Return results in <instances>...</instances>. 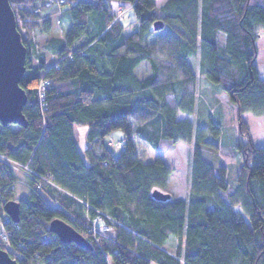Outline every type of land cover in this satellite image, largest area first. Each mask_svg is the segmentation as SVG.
<instances>
[{"label": "trees", "instance_id": "obj_1", "mask_svg": "<svg viewBox=\"0 0 264 264\" xmlns=\"http://www.w3.org/2000/svg\"><path fill=\"white\" fill-rule=\"evenodd\" d=\"M79 1L9 0L27 50L20 81L27 125H0V154L13 163L0 161V216L24 256L17 263L264 264V147L252 143L242 117L264 115V78L255 67L264 0H166L159 6L156 0H116L131 5L134 20L127 24L125 17L115 21L111 0ZM60 7L65 11L58 21L65 17L68 28L57 39L51 37V17ZM28 19L43 54L60 60L45 75L44 61L30 53L31 30L22 24ZM158 19L164 27L154 31ZM192 59L199 75L219 85L237 107L236 151L221 147L226 158L235 153L241 159L231 183L224 164L201 155L202 136L218 135V125L208 118L195 129L176 118L179 111L195 110ZM41 80L49 81L42 98ZM74 125L88 128L87 163L76 147ZM113 131L124 135L117 155L104 142ZM195 136L188 197L155 200L152 192L166 194L172 173L160 154ZM137 139L157 153L152 162L137 156ZM15 168L25 173L29 194L18 200L19 220L11 227L3 206L13 199L8 190L17 184ZM99 214L111 231L97 242L87 227ZM55 219L91 248L57 236L45 239ZM170 237L177 238L174 251L165 248Z\"/></svg>", "mask_w": 264, "mask_h": 264}, {"label": "rangeland", "instance_id": "obj_2", "mask_svg": "<svg viewBox=\"0 0 264 264\" xmlns=\"http://www.w3.org/2000/svg\"><path fill=\"white\" fill-rule=\"evenodd\" d=\"M157 1L159 2L160 0H157ZM117 13L120 14L121 17H125L124 23L126 24L134 20V14L132 10H130V8L124 9L123 11L118 10ZM59 17H60L59 14L51 17V21H52L51 37L53 38L56 37L57 39L58 37H61L64 34V31L68 28L67 19L65 17H61V19L58 21ZM160 36H157V37L159 38ZM157 37H154V40L156 42L155 44L156 50L154 51V53H155V57L159 58L161 56L158 53V49H159L158 46L160 45V43H158L159 40H157ZM224 37H225L224 34L222 33L219 34L218 36L219 44H222L224 42L225 40ZM255 45L257 49V58L255 61V67H256L258 76L260 78H264V70H263L264 69V33H261L259 37H257L255 41ZM195 61H198V60L192 59L191 63H192L195 73L198 74L197 69L195 67ZM144 68H145V64L141 65L140 67L136 69V74L139 77L143 76ZM204 81L210 83L211 85H214L211 82H209L206 78H204ZM204 81L201 79L197 80L195 93L197 94L198 98L201 97V99L206 100V96H207L206 94L208 90L205 89ZM214 86L217 88L218 87L220 88L219 85H214ZM207 99H208V96H207ZM222 101L225 102L223 99ZM230 105L234 106L235 104L233 102H230ZM226 107L227 106L223 104V107L222 108L220 107L221 109L218 108L214 116L212 115L213 117L209 116L208 114L205 115L206 120H208V118L213 119L214 117L217 116L218 111H220L221 112L220 115L222 116V121L217 122V125L220 129L218 135H214L211 131L204 133V135L202 136V139H204L205 143L203 144L200 143V148H201V155L205 160L213 163L214 165L224 164L226 166V168L228 169V181L229 183H231L234 173L236 172L241 159H240V156L238 154L237 156L235 153L234 154L231 153L230 157L226 158L227 154L229 153L226 154L223 148L221 149L222 145L226 144L230 147L232 152L236 151V148H235L236 143L239 140V136L236 130L237 124H238L237 123V107L234 106V109H230ZM242 117H243V120H245L249 126L250 139L252 143L257 146L264 147V115H257L251 112H246L242 115ZM73 132H74V141H75L76 147L79 153L81 154V156L83 157L84 162L87 163L86 157H85V147L87 144L88 128L87 126H84V125H74ZM122 138H123V135L121 131H113L109 136H107L104 142L107 145L109 140H111V142L115 144L117 140L122 139ZM196 138L197 136L193 137L194 144H195ZM242 141L245 142V139H242ZM193 146H192V149H193ZM107 147H109L112 150V152L115 155H117L123 146L119 147L118 149H115L114 145L112 146L107 145ZM175 152L180 153L183 157L185 154H187V150L185 149V146H183L182 148H177ZM190 153H192V151ZM145 157L150 158L151 156H145ZM189 157L191 158V155ZM186 172L187 171L183 167L179 169L178 174L183 178L184 177L183 174ZM22 173L23 172L21 169L15 168L14 176L18 179L20 178V180L23 183H25V175H23ZM23 183H17L11 187L13 190L11 189L8 190V192H10L13 198L11 200L18 201L20 199H24L28 197L29 189ZM166 192L172 194V196L175 198L176 195L174 193H171L169 189H167ZM179 194H185V191H181L179 192ZM176 244H177V238L170 237L169 241L165 245V248H167L168 250L174 251Z\"/></svg>", "mask_w": 264, "mask_h": 264}, {"label": "water", "instance_id": "obj_3", "mask_svg": "<svg viewBox=\"0 0 264 264\" xmlns=\"http://www.w3.org/2000/svg\"><path fill=\"white\" fill-rule=\"evenodd\" d=\"M153 30L160 31L164 27L162 20L153 22ZM27 50L21 41L17 30L15 13L9 0H0V125H17L26 127L27 123L22 110L26 103L25 91L20 87L21 78L25 72ZM155 200L167 201L170 193L155 190L152 192ZM20 203L15 200L5 202L4 213L10 220L18 222ZM49 231L56 234L59 241L74 243L77 246L90 249V243L77 233L71 226L60 219L49 224ZM0 264H18L5 251L0 249Z\"/></svg>", "mask_w": 264, "mask_h": 264}, {"label": "crops", "instance_id": "obj_4", "mask_svg": "<svg viewBox=\"0 0 264 264\" xmlns=\"http://www.w3.org/2000/svg\"><path fill=\"white\" fill-rule=\"evenodd\" d=\"M77 3L79 0H76ZM93 1V0H91ZM166 0H160L159 2L156 0V2H158V4L156 6L161 5L163 2H165ZM80 2V1H79ZM107 6L110 8L111 13H116L117 10L120 9H127L130 8L131 10V5L129 3H124V2H120V1H116V0H111L107 3ZM65 11V8H58V14L60 15L61 13H63ZM261 33H264V31L260 32L259 35ZM259 37V36H258ZM223 44V43H222ZM195 67L197 69V80L201 79L204 81V76L203 75H199V67H198V61H195ZM205 82V81H204ZM205 85V89L208 90L207 91V96H206V100L201 99V97L198 98L197 94L195 93V110L193 114H185L181 111H179L176 114V118L178 120H183V119H187L188 121H190L193 124V127L196 129V127H198L199 125L201 127H205L207 124V120L205 115H209V116H214L216 110L218 108H222L223 104L226 105V108H230V109H234V106L236 105H230V100L227 98V96L221 92L220 88L215 87L214 85H211L208 82L204 83ZM198 98V100H197ZM222 99L225 101L223 102ZM223 102V103H222ZM220 108V109H221ZM220 111H218V114L216 117H214L213 119L211 118L212 122L214 124H217V122L222 121V116L220 115ZM212 116V117H213ZM237 130V129H236ZM238 134V133H237ZM123 135V133H122ZM118 143H121V147L123 146L124 143V135L122 139H119L115 142V144L113 142H111V140H109V142L107 143L108 146H112L114 145L115 149H118L119 147H116V145ZM183 146H185V149L187 150V154L184 155V157L178 153L175 152V150L177 148H182ZM193 138L191 139L190 143H185V142H178L172 150L165 152L163 154H160L161 158L164 160V162L172 168V173L168 179V186L167 189H169L171 191V193H174L176 196V199H183L185 200L188 197L189 194V180H188V176H189V163H190V155L192 153H190L193 149ZM214 146V145H213ZM215 147V146H214ZM136 148H137V156L139 157V159L144 162V163H150L152 162L156 156L157 153L154 151V149H152L147 143H145L144 141L137 139L136 140ZM189 149V150H188ZM142 151V153H141ZM145 156H151L150 158H146ZM184 163V164H183ZM183 164V165H182ZM185 168V170L187 171L186 173H184V177L182 178L178 172L180 168ZM23 172V171H22ZM23 175L25 174L24 172L22 173ZM187 176V177H186ZM20 179V178H19ZM25 185V184H24ZM181 187V188H180ZM11 190H13L12 188H10ZM181 191H185V194H179V192ZM183 193V192H182Z\"/></svg>", "mask_w": 264, "mask_h": 264}, {"label": "built area", "instance_id": "obj_5", "mask_svg": "<svg viewBox=\"0 0 264 264\" xmlns=\"http://www.w3.org/2000/svg\"><path fill=\"white\" fill-rule=\"evenodd\" d=\"M59 2H64V0H59ZM50 2H48L49 4ZM47 4V5H48ZM123 17H121L120 14H117L115 16V21H120ZM23 25L26 26L27 29L26 30H31L30 32H27V39H28V43H30V53L33 56H38L40 59H42L44 61V75L49 72V69L51 67H55L57 68L60 60H55L53 58L52 55L46 56L43 54L42 51H44V48H40V45L38 44V42L36 41L35 38V34L32 31V28L30 27V22L29 19L26 20L25 22H22ZM45 53V52H44ZM39 60V59H37ZM43 79V78H42ZM49 84V81H45V80H41V82L39 83L38 86V96L40 98H42L44 96L43 91L45 90L46 86ZM121 143H118L116 145V147H121ZM0 161L3 163H6L9 166H12L13 163L7 159L6 157H4L2 154H0ZM15 183H23L20 179L16 178ZM24 184V183H23ZM1 200V199H0ZM104 216V215H103ZM102 215L99 214L98 216L94 217L92 220L88 221V227H87V232L89 235H91V237L95 240V241H99L100 238L105 237L107 234H109V232L111 231V227H109L108 225L104 224L101 220ZM109 220H111L110 218H108ZM11 227H15L17 225V222L14 221H10L9 222ZM55 236H57L56 234L52 233V232H48L47 235H45V239L48 238H55ZM0 249H2L3 251H5L13 260H15L16 262L18 261H22L24 259V256L21 252V249H19L10 239V233L8 232L7 228H6V222L5 219L0 216ZM110 264V263H108Z\"/></svg>", "mask_w": 264, "mask_h": 264}, {"label": "bare ground", "instance_id": "obj_6", "mask_svg": "<svg viewBox=\"0 0 264 264\" xmlns=\"http://www.w3.org/2000/svg\"><path fill=\"white\" fill-rule=\"evenodd\" d=\"M0 199H2L1 195H0Z\"/></svg>", "mask_w": 264, "mask_h": 264}]
</instances>
